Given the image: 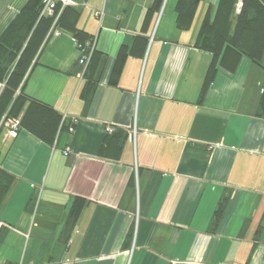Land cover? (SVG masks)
I'll list each match as a JSON object with an SVG mask.
<instances>
[{
  "label": "crops",
  "instance_id": "0c3cea01",
  "mask_svg": "<svg viewBox=\"0 0 264 264\" xmlns=\"http://www.w3.org/2000/svg\"><path fill=\"white\" fill-rule=\"evenodd\" d=\"M27 1L0 0V36ZM75 1L104 68L85 107L77 40L46 34L24 92L65 128L48 145L1 122L0 167L15 179L0 206V264H264V53L261 64L219 69L198 102L212 55L194 43L220 0H200L187 31L176 27L177 0L145 30L153 0ZM124 46L134 52L113 86ZM116 130L128 133L119 158L100 157ZM76 197L84 205L71 222Z\"/></svg>",
  "mask_w": 264,
  "mask_h": 264
},
{
  "label": "trees",
  "instance_id": "16d2710c",
  "mask_svg": "<svg viewBox=\"0 0 264 264\" xmlns=\"http://www.w3.org/2000/svg\"><path fill=\"white\" fill-rule=\"evenodd\" d=\"M236 1L220 0L215 9L209 6L199 26L194 46L210 53L212 59L202 83L198 102L203 100L219 69L233 73L243 57L261 64L264 53V0H243L239 12L235 9ZM164 3L165 0H153L143 19V30L147 28L152 15L159 12ZM199 4L200 0H177L175 23L178 29L187 31L192 28ZM41 6L42 0H28L0 36V83L4 84L0 90V129L1 122L17 120L19 130L23 129L42 142L53 145L65 128L62 115L51 105L24 92L27 75L53 22L52 16H41ZM58 9L59 5L55 12ZM79 18L80 12L76 7H64L57 20V27L71 33L77 42L83 44L92 39L78 28ZM136 39L143 44L147 41L143 35H138ZM137 42H134L132 47H135ZM131 52H134L133 48H120L109 84H118L125 61ZM103 68L104 55L94 50L84 70L80 90L85 107H88L92 100ZM259 106L260 114L264 115V88ZM127 137L128 133L124 130L107 134L99 149V156L119 158ZM14 179L12 174L0 167V206ZM226 203L227 197L219 201L213 213L214 225L221 218ZM83 205L84 199L76 197L69 213L71 222H75Z\"/></svg>",
  "mask_w": 264,
  "mask_h": 264
},
{
  "label": "built area",
  "instance_id": "2783aa9c",
  "mask_svg": "<svg viewBox=\"0 0 264 264\" xmlns=\"http://www.w3.org/2000/svg\"><path fill=\"white\" fill-rule=\"evenodd\" d=\"M243 4V0H237L236 1V12H239L241 9V6ZM59 5V9L57 12L56 8ZM78 5L77 1L75 0H42V6H41V16H52L53 17V22L52 25L47 32L48 34H59V28L57 27V20L59 18L60 12L64 7H76ZM77 47L82 51L80 57H79V65L81 66V72L80 76L83 77L84 70L86 69L90 58L95 50V44L94 40H88L83 44H80L77 42ZM4 84L0 83V90L3 88ZM6 124L8 126V134L12 137L16 136L17 131L19 130L18 127V121L10 119L6 121ZM106 132L112 133L113 128L107 126L105 128ZM211 148V147H210ZM69 152V149L64 150V154L67 155ZM2 221H0V228L4 225Z\"/></svg>",
  "mask_w": 264,
  "mask_h": 264
}]
</instances>
